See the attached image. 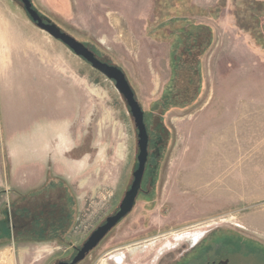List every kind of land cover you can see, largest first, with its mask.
Masks as SVG:
<instances>
[{
  "label": "rangeland",
  "instance_id": "1",
  "mask_svg": "<svg viewBox=\"0 0 264 264\" xmlns=\"http://www.w3.org/2000/svg\"><path fill=\"white\" fill-rule=\"evenodd\" d=\"M32 3L125 72L164 136L160 186L182 196L158 219L184 223L169 236L220 225L264 242V0ZM113 14H130L135 35H118ZM137 152L115 82L39 28L20 0H0V211L15 226L0 264L65 257L66 244L38 236L81 238L99 225L130 185ZM141 204L110 236L130 234ZM10 234L0 222V236Z\"/></svg>",
  "mask_w": 264,
  "mask_h": 264
},
{
  "label": "flooded vegetation",
  "instance_id": "2",
  "mask_svg": "<svg viewBox=\"0 0 264 264\" xmlns=\"http://www.w3.org/2000/svg\"><path fill=\"white\" fill-rule=\"evenodd\" d=\"M147 117L144 111V121L149 137L148 156L140 188L135 198L136 203L132 210L118 221L101 241L76 264H98L99 261L97 259L106 256L108 258L106 259L107 264H264V242L244 235H233L231 231L224 229L220 225L206 230L202 235L199 232L182 234L178 237L169 236L176 227L178 228L184 223L177 218H173V216L178 217V215H173L171 217L173 219L163 221L162 219H158V213H164L167 219L170 210L177 208L176 205L169 204L168 202L175 197L176 200H179L177 197H181L182 194L172 195L169 193L170 189L160 186L163 185L162 180H165V178L160 179L161 173L158 172L165 141L164 136L159 132L158 128V132L152 129V123H150ZM135 128L138 145V128L136 123ZM138 154L139 147L134 162L131 183L118 199L115 210L105 216V219L99 225L93 226L87 235L81 238L69 237V235L62 234H57L52 238L50 236H38V241L44 239L67 245V249L64 250L67 255L54 264H59L62 261L71 263L89 240L91 234L99 226L105 224L109 216L115 215L120 210L127 191L130 190L136 180L135 171L139 167ZM140 201L144 203L141 204L144 213L138 219L139 221L135 222V226L130 231V234L110 236L115 229L120 227L125 219L133 214ZM160 201H164V204L160 208H157ZM6 207H8L7 204ZM75 210L77 209L75 208ZM76 213L75 211L74 219L71 221V226H69L71 229L68 233H72L74 228L77 227L78 219ZM0 216V222L7 223L11 229L10 236H0V246H2L11 241L15 226L12 217L9 216L8 209L5 211L1 209ZM50 223L53 225L56 222L55 220H50ZM39 225L43 226L41 223ZM66 227L67 225H65ZM185 237L188 239H185ZM110 239L112 242L107 244L106 242Z\"/></svg>",
  "mask_w": 264,
  "mask_h": 264
},
{
  "label": "water",
  "instance_id": "3",
  "mask_svg": "<svg viewBox=\"0 0 264 264\" xmlns=\"http://www.w3.org/2000/svg\"><path fill=\"white\" fill-rule=\"evenodd\" d=\"M24 9L28 13L30 19L42 30L46 31L53 38L60 40L68 46L77 56L83 58L91 66L101 72L106 78L115 82V87L120 94L125 98L130 113L132 114L136 126L138 128V147H139V167L135 171L136 180L127 191L120 210L112 216L107 218L105 224L99 226L90 236L89 240L85 243L77 257L71 262L62 261L59 264H76L81 261L86 254L92 250L101 239L120 221L126 216L135 205V198L140 188L141 179L145 170V164L148 156V132L144 121V110L136 98V94L127 79L125 72L118 66L110 64L96 56V54L83 42L71 34L63 31L57 24L50 20L44 19L40 13L33 7L32 0H20Z\"/></svg>",
  "mask_w": 264,
  "mask_h": 264
},
{
  "label": "crops",
  "instance_id": "4",
  "mask_svg": "<svg viewBox=\"0 0 264 264\" xmlns=\"http://www.w3.org/2000/svg\"><path fill=\"white\" fill-rule=\"evenodd\" d=\"M114 1L118 3L136 2V0H114ZM135 19L137 18L135 17ZM131 21L132 19H131L130 14L128 16L126 14H120V16H118L117 14H113L110 16L111 26L113 27L114 30L118 32V35L123 36V37L129 36L131 32L135 35V31H134L135 29Z\"/></svg>",
  "mask_w": 264,
  "mask_h": 264
},
{
  "label": "trees",
  "instance_id": "5",
  "mask_svg": "<svg viewBox=\"0 0 264 264\" xmlns=\"http://www.w3.org/2000/svg\"><path fill=\"white\" fill-rule=\"evenodd\" d=\"M169 16H171L172 14H168ZM172 19V18H171ZM173 20V19H172ZM173 22V21H172ZM184 26H181L180 28H175L174 31L180 33V35H182V33H184Z\"/></svg>",
  "mask_w": 264,
  "mask_h": 264
},
{
  "label": "bare ground",
  "instance_id": "6",
  "mask_svg": "<svg viewBox=\"0 0 264 264\" xmlns=\"http://www.w3.org/2000/svg\"><path fill=\"white\" fill-rule=\"evenodd\" d=\"M65 142V141H64Z\"/></svg>",
  "mask_w": 264,
  "mask_h": 264
}]
</instances>
